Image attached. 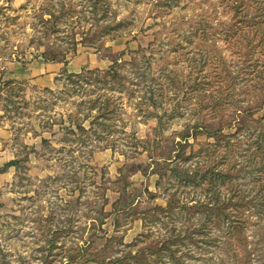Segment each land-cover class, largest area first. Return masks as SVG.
Here are the masks:
<instances>
[{
    "label": "rangeland",
    "instance_id": "1",
    "mask_svg": "<svg viewBox=\"0 0 264 264\" xmlns=\"http://www.w3.org/2000/svg\"><path fill=\"white\" fill-rule=\"evenodd\" d=\"M96 1L0 0V65L58 63L48 83L0 82V168L19 161L0 173V264H115L137 250H158L148 264H264V193L256 147L247 150L261 128L264 81L251 86L256 73L236 55L233 13L224 0ZM123 51L122 78L68 77L106 71ZM225 67L220 115L213 105L222 85L212 82ZM107 98L114 113L93 123ZM221 122L242 145L234 160L245 168L237 179L245 240L232 233L236 218L209 224L194 206L212 193L182 187L168 166H178L169 158L189 127ZM220 139L190 137L192 159L179 168L204 170L194 153ZM170 201L180 207L155 210Z\"/></svg>",
    "mask_w": 264,
    "mask_h": 264
},
{
    "label": "trees",
    "instance_id": "2",
    "mask_svg": "<svg viewBox=\"0 0 264 264\" xmlns=\"http://www.w3.org/2000/svg\"><path fill=\"white\" fill-rule=\"evenodd\" d=\"M224 1L226 3V6L229 7L231 13H233L234 15L233 19L235 21V24L233 25V27H236V30H238L237 39L239 44L237 45L236 55L239 57L243 65L252 69L253 72L256 73V75H254L250 79L251 86L259 85L260 81H264V0ZM95 3L101 6V3L98 0ZM120 28L121 24L119 23L114 26L110 31H117ZM135 52L142 53L144 51L143 48H140ZM125 55H127L125 51L121 52L118 57L119 59L114 60L113 64L106 71H100L97 69L87 71L84 70V72L82 71L81 74L75 73L73 75V73H69L68 77L70 79H72V77H77L81 80L84 75L88 74L90 75V81H94L96 84H98L99 82H106L108 79L109 81H115L118 78H122V74L119 71V67H123L125 61L119 62V60H121L120 58L124 57ZM256 55H258L259 58L255 57ZM47 61H56V59H47ZM222 73L223 74L215 73L214 77L216 82L213 81L212 84H223V80L220 81L218 79L219 75H224L225 79L229 78L230 71L226 69V67L224 68ZM87 79L89 80V78ZM220 88H222V90L220 89V95L218 98L215 99V103L213 106L217 108V111H219V113L221 111V115L223 110L222 108L225 105V102L223 98V85L220 86ZM230 88V85L227 86L228 91ZM110 99L111 98H107V100H105L99 107L98 116L95 118V120H93V123L96 122L99 124H106V120L110 119V115L114 113L113 109L110 108V103L108 102ZM262 110L263 116L256 121L257 124L261 126V128L256 132L257 139L255 140L254 144L250 145L249 148H247V150H250L251 147H256L257 152H253V154L251 152V156H253V158L257 161L259 165V167L257 166L256 169H258V173L260 175V191L264 193V109ZM254 111L255 110H253L252 112ZM230 125H228V127H231ZM80 128L84 129L83 126H80ZM224 128L225 126L222 124V122L220 123L219 128L215 129H209L206 124H198L197 126H194L192 128L189 127L185 132L181 134L180 141L177 142V145L173 150L175 156L169 158L179 159L180 161L175 160V162H177L175 164L178 166H171V164L168 166H170V170L173 172L172 175L177 177V182L182 187H190V185H192L191 187L193 188L199 187L202 188V190L206 193H212V196L209 198L208 202H203L202 204L198 202L194 206L200 207L202 208V212H206V218L209 224H213L217 228H219L221 227L222 222V225L225 226L226 222H229L231 224L233 223L232 218H236L238 220H234L235 222L231 226L232 233H234V235H238L242 240H245V237L243 236L244 228L242 226L241 216L244 213L243 211L246 205L244 198L241 196L242 192L238 189L237 182V179L239 178V173L245 168H236L237 163L234 160V157L238 154V150L240 147H242V145L241 142L237 141L238 136L236 134H224ZM190 130L193 131L191 132ZM203 134L206 135L207 138L218 137V135H221L222 139H220L214 144L207 143L205 144V146L207 145V147L202 146L198 153H194L195 155L198 154V156L202 157V165L205 168L204 170H202L201 167H195L194 170H192L190 167L187 170H182V168H179V163H181V161L187 162L188 160L192 159V155L185 158L186 151L188 147L191 146L189 142L190 137L198 138ZM217 154L219 155V159L215 158V155ZM149 158L153 159L154 161L153 156H150ZM18 163L19 161L16 160H12L6 163L2 168H0V173H5L9 168L17 166ZM169 163L171 162H168V164ZM126 170V167H122L120 169V171ZM152 173H156L155 168H153ZM158 175H160L159 179H161L160 177L162 174L160 173ZM165 176L166 174H163L162 178ZM261 177H263V179H261ZM219 186H221L224 190H226V192L229 193L228 196L223 194V192H221V190L217 188ZM261 200L264 201V194H262ZM119 201L120 200L113 204V206H115L114 210L116 213L125 211V208L122 204L121 206L117 204ZM128 203V201L125 202V204ZM132 203L133 201L129 204ZM176 204L178 205V207H180V203H174V201H170L166 208L162 206H156L155 210L167 213L173 212V210L177 208ZM182 205L183 206H181V209H185L186 206H184V204ZM101 224H103V222ZM206 228L207 227L203 226L201 231H204L206 233L205 235H209L212 232V229L207 230ZM196 232H198V230L194 231V233ZM157 251L158 250H149L145 255H142L144 252L142 250H137L135 253L126 252L122 258L115 259L113 263L124 264V260H135V264H148V261L150 259H154V255H157ZM158 257L161 258V256ZM73 259V257H70L69 262L74 261Z\"/></svg>",
    "mask_w": 264,
    "mask_h": 264
},
{
    "label": "crops",
    "instance_id": "3",
    "mask_svg": "<svg viewBox=\"0 0 264 264\" xmlns=\"http://www.w3.org/2000/svg\"><path fill=\"white\" fill-rule=\"evenodd\" d=\"M56 64L58 63L47 61H34L31 63L9 62L6 65H0V82L35 78L41 82L48 83Z\"/></svg>",
    "mask_w": 264,
    "mask_h": 264
}]
</instances>
